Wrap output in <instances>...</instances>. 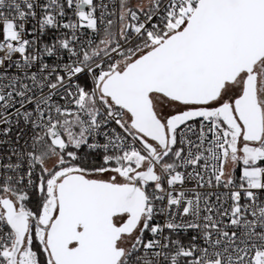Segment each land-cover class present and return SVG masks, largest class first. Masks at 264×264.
<instances>
[{"label":"snow or ice","instance_id":"obj_1","mask_svg":"<svg viewBox=\"0 0 264 264\" xmlns=\"http://www.w3.org/2000/svg\"><path fill=\"white\" fill-rule=\"evenodd\" d=\"M0 264H264V0H0Z\"/></svg>","mask_w":264,"mask_h":264}]
</instances>
